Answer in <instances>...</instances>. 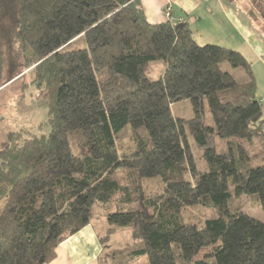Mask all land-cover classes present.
Listing matches in <instances>:
<instances>
[{
    "label": "trees",
    "instance_id": "trees-1",
    "mask_svg": "<svg viewBox=\"0 0 264 264\" xmlns=\"http://www.w3.org/2000/svg\"><path fill=\"white\" fill-rule=\"evenodd\" d=\"M250 2L264 18V0ZM4 38L20 41L49 118L47 133L1 142L0 264L52 263L96 203L111 264H264V221L237 204L254 197L264 214V104L240 52L199 45L188 24H151L140 0H0V78ZM153 63L165 66L157 79ZM184 101L190 120L173 112ZM151 181L160 194L144 193ZM197 206L217 216L187 222ZM121 227L139 243L113 251Z\"/></svg>",
    "mask_w": 264,
    "mask_h": 264
},
{
    "label": "rangeland",
    "instance_id": "rangeland-1",
    "mask_svg": "<svg viewBox=\"0 0 264 264\" xmlns=\"http://www.w3.org/2000/svg\"><path fill=\"white\" fill-rule=\"evenodd\" d=\"M229 3L228 0H225ZM232 3V1L230 2ZM233 17L225 18L220 12H215L202 22L199 33L195 32L193 37L199 45H218L240 52L251 64L256 63L252 54V46L257 42L264 45V18L252 6L250 0H235L232 3ZM170 21V20H168ZM253 43V44H252ZM20 41L16 38H4L3 49L5 51V69L0 78V145L10 132H16L26 128L37 134L48 132L44 122L49 118L47 109L48 98L32 84L30 70L23 66V57ZM255 69L259 68L255 64ZM257 67V68H256ZM222 70L229 72L240 80L244 77L240 69L232 68L228 63L221 65ZM253 72L255 70L252 64ZM165 70L162 63H153L148 70L154 79L159 78ZM15 77L11 81L9 79ZM256 77V76H255ZM258 83V82H257ZM173 112L185 120L194 116L193 109L188 101L173 105ZM207 123L211 124L210 114H206ZM43 129H40V127ZM128 134V133H127ZM191 149L199 169H205V163L200 150L188 132ZM128 140V138H126ZM162 186L157 181L148 182L144 193L156 196L161 193ZM239 208L246 214L264 221V214L256 199L251 196H243L237 200ZM217 213L213 209L197 206L184 211V218L190 223H202L208 219L215 218ZM92 224L100 230L102 224L109 227L103 207L96 203L93 210ZM103 236L106 235L103 232ZM139 243L129 229L118 228L114 231L107 246L111 250L131 248ZM112 251V252H113ZM111 252V253H112ZM105 255V254H104ZM103 264H111L105 257ZM134 264H147L145 259L136 261Z\"/></svg>",
    "mask_w": 264,
    "mask_h": 264
},
{
    "label": "crops",
    "instance_id": "crops-1",
    "mask_svg": "<svg viewBox=\"0 0 264 264\" xmlns=\"http://www.w3.org/2000/svg\"><path fill=\"white\" fill-rule=\"evenodd\" d=\"M228 1L229 3L225 0H140L145 16L151 24H160L168 20L188 24L193 35L200 30L199 27L209 14L213 16L218 11L225 18L232 19L233 2ZM167 9L171 10L170 17L167 16ZM253 45L251 52L256 63L252 64L258 82V96L264 104V45L257 42ZM255 64L259 66L258 71ZM109 228L110 226L106 228L102 224L100 230H97L91 221L87 227L59 246L57 257L50 264H103L105 251L101 239L107 235ZM103 232L106 235L103 236Z\"/></svg>",
    "mask_w": 264,
    "mask_h": 264
},
{
    "label": "built area",
    "instance_id": "built-area-1",
    "mask_svg": "<svg viewBox=\"0 0 264 264\" xmlns=\"http://www.w3.org/2000/svg\"><path fill=\"white\" fill-rule=\"evenodd\" d=\"M166 13H167V16L170 17V15H171V10H168V9H167Z\"/></svg>",
    "mask_w": 264,
    "mask_h": 264
}]
</instances>
